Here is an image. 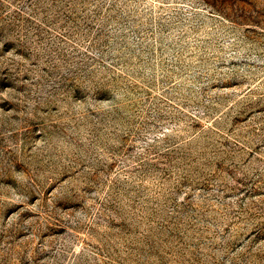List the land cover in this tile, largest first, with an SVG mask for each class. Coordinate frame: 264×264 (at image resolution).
<instances>
[{
	"label": "rangeland",
	"instance_id": "obj_1",
	"mask_svg": "<svg viewBox=\"0 0 264 264\" xmlns=\"http://www.w3.org/2000/svg\"><path fill=\"white\" fill-rule=\"evenodd\" d=\"M0 264H264V0H0Z\"/></svg>",
	"mask_w": 264,
	"mask_h": 264
}]
</instances>
